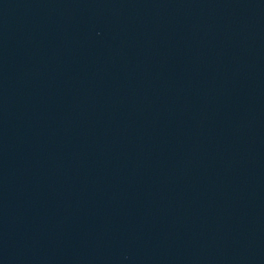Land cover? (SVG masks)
<instances>
[{
  "label": "water",
  "instance_id": "1",
  "mask_svg": "<svg viewBox=\"0 0 264 264\" xmlns=\"http://www.w3.org/2000/svg\"><path fill=\"white\" fill-rule=\"evenodd\" d=\"M0 264H264V0H0Z\"/></svg>",
  "mask_w": 264,
  "mask_h": 264
}]
</instances>
